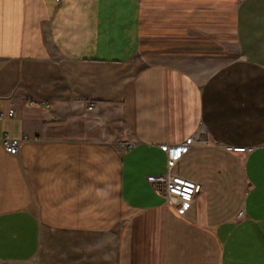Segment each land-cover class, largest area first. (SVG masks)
<instances>
[{
    "label": "crops",
    "instance_id": "obj_1",
    "mask_svg": "<svg viewBox=\"0 0 264 264\" xmlns=\"http://www.w3.org/2000/svg\"><path fill=\"white\" fill-rule=\"evenodd\" d=\"M0 112V264H264V0H0Z\"/></svg>",
    "mask_w": 264,
    "mask_h": 264
},
{
    "label": "built area",
    "instance_id": "obj_2",
    "mask_svg": "<svg viewBox=\"0 0 264 264\" xmlns=\"http://www.w3.org/2000/svg\"><path fill=\"white\" fill-rule=\"evenodd\" d=\"M30 104H36L31 100ZM93 103L89 104V108L93 107ZM14 114L13 109H10L7 116ZM3 113L0 112V117H3ZM25 137L10 138L6 135L2 136V144L4 149L10 154H16L19 150V146ZM187 149V146H162V150L167 155V170L162 174L149 175L146 177L147 181L154 185L156 193L164 196L166 202L172 205L179 213H184L186 209L193 203L196 196L202 190L200 183L182 177L172 172V168L175 165L178 157ZM236 151H244V147L234 148Z\"/></svg>",
    "mask_w": 264,
    "mask_h": 264
},
{
    "label": "rangeland",
    "instance_id": "obj_3",
    "mask_svg": "<svg viewBox=\"0 0 264 264\" xmlns=\"http://www.w3.org/2000/svg\"><path fill=\"white\" fill-rule=\"evenodd\" d=\"M124 132H125L124 129H122L121 127L119 128L117 132V141L121 146L125 145L127 142L124 137V134H125Z\"/></svg>",
    "mask_w": 264,
    "mask_h": 264
}]
</instances>
